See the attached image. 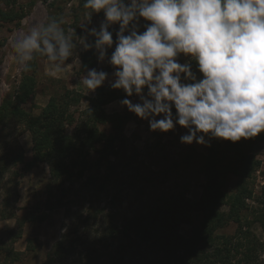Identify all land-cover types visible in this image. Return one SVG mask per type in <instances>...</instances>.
<instances>
[{
  "label": "clouds",
  "instance_id": "1",
  "mask_svg": "<svg viewBox=\"0 0 264 264\" xmlns=\"http://www.w3.org/2000/svg\"><path fill=\"white\" fill-rule=\"evenodd\" d=\"M83 8L76 28L50 15L14 36L19 70L31 71L39 54L57 77L74 58L87 94L105 83L122 90L119 106L149 131L186 129L181 144L264 133V0H84ZM88 51L112 71L82 63Z\"/></svg>",
  "mask_w": 264,
  "mask_h": 264
},
{
  "label": "rangeland",
  "instance_id": "2",
  "mask_svg": "<svg viewBox=\"0 0 264 264\" xmlns=\"http://www.w3.org/2000/svg\"><path fill=\"white\" fill-rule=\"evenodd\" d=\"M29 1L31 0H17L22 4ZM50 1L35 0L31 8L16 9L18 13L15 16H11L14 7H6L0 3V10L4 13L9 11L10 14L7 18L0 19V105L10 97L17 101L18 95L23 94L25 97L21 98L20 102L24 109L34 116L40 114L50 96L60 95L66 88L75 89L85 95L88 92L81 83L84 71L74 58L70 59L57 77L49 75L50 65L46 58L40 56H36L30 62L31 71L19 70L10 42L14 36L26 31L30 24L45 20L48 15L47 3ZM83 2L84 0H70L60 9L59 13L64 17L68 27H78L83 14L87 11L83 8ZM101 19L102 13L94 14L93 25H98ZM80 31L77 28V34H80ZM95 67L112 71L107 64L97 63ZM117 92L120 97L104 106L108 113L127 111L118 104V101L124 98L123 91ZM94 93L86 96H93ZM87 106L88 102L82 100L74 109L80 111ZM129 114L131 119L124 126L123 132L127 141L125 158L130 163L124 167V173L134 176L138 169L143 173L147 171L143 167L148 164L157 184L142 189L140 184L133 180L130 187L124 185L121 193L123 202L113 209H104V214L89 220L86 228L79 227L77 232L73 231L74 234L67 240H72L75 247L63 255V259L52 264H78L80 259L81 262H85L90 253L97 256L98 264H165L162 254L149 242L136 239L116 240L119 234H115L113 239L106 238L108 226L110 224L119 226L125 216H131L143 205L173 191L181 192L190 199L200 197L201 186L205 181L204 175L200 172L199 166L195 164L189 166L184 160L191 147L204 154H207L208 147L197 145L195 142L191 145L181 144L179 136L185 133L186 129L180 126H177L174 132H151L146 121H141L130 112ZM73 115L76 120L78 113L73 112ZM100 128L106 132L110 131L109 125H102ZM65 131L70 134L73 131V123H67ZM216 141L213 139L211 144H215ZM240 144L246 152L255 154L256 159L260 161V167L253 172L251 178L242 181L236 176H231L226 190L235 188L240 181L241 183L244 181L251 188L253 197L246 200L247 208L242 217L250 223L249 229L256 237L264 241V205L263 201L258 202L264 198L262 194L264 133L248 140L242 138ZM133 148L137 152L135 157L132 155L135 152ZM18 154H22L25 161L32 159L29 132L21 123H0V165H4V168L0 166V264H46L47 253L54 243L61 239L64 232L71 231L70 227L81 224L76 218L78 216L72 212L78 211L85 215L87 192L79 189L77 183L73 192L66 198L64 206L46 210L45 202L49 197L50 184L49 167L45 163H38L27 169L23 162L14 160ZM95 157L96 154L92 152L90 159L93 160ZM164 177L167 178L166 182H163ZM52 195L55 196L56 191ZM93 207L106 208L105 200L93 202ZM109 212L112 216L108 217L106 214ZM256 216H260L261 221L255 219ZM191 218L192 222L182 221L178 224L181 235L188 236L192 226L200 221L197 212H193ZM235 227L231 222L220 230V233L231 234ZM259 258L264 260V251L260 253Z\"/></svg>",
  "mask_w": 264,
  "mask_h": 264
},
{
  "label": "trees",
  "instance_id": "3",
  "mask_svg": "<svg viewBox=\"0 0 264 264\" xmlns=\"http://www.w3.org/2000/svg\"><path fill=\"white\" fill-rule=\"evenodd\" d=\"M69 1L51 0L47 3V16L59 18L60 9ZM0 3L6 7H14L11 16H15L17 10L31 8L35 0L25 4L18 3L17 0H0ZM0 13V19L10 15L9 11L4 13L0 10ZM64 27H68L66 22ZM80 60L88 67L97 65L92 51L80 54ZM23 97L25 95L22 94L18 95L17 101L10 97L2 102L0 123H21L30 134L32 159L25 161L24 156L18 154L14 160L23 162L27 169L38 163L48 165L50 184L45 209L64 206L66 198L77 183L78 188L84 189L88 197L85 215L78 211L72 212L78 216L76 218L81 224L64 232L47 253L46 264H52L63 259L62 256L75 247L72 240H67L74 234L73 231L77 232L79 227L86 228L89 220L104 214V209H113L123 202L121 193L124 185L130 187L136 181L144 189L155 186L157 180L153 178L148 164L143 167L147 170L143 173L141 169L134 176L124 173V167L130 162L125 158L127 141L123 131L131 117L127 111L108 113L104 108L120 97L117 90L110 89L105 84L93 96H86L75 89L66 88L60 95L50 96L37 116L24 109L20 102ZM82 100H86L88 106L80 111L74 109ZM73 112L78 113L76 120ZM67 123H73L70 134L65 131ZM102 125H109L110 131L102 130ZM133 150L135 152L132 155L135 157L137 152L135 148ZM92 152L96 154L93 160L90 159ZM184 162L189 166H199L204 175L205 181L198 199H190L178 191L164 194L143 205L131 216H125L119 226L110 224L106 238L119 234L116 240L136 239L149 242L162 254L165 264H264V260L259 258L264 251V241L256 237L249 229L250 223L242 217L247 208L246 200L253 196L251 188L241 181L251 178L253 172L260 167L255 154L246 152L240 141L233 143L217 140L208 147L207 154L191 147ZM0 166L4 168L3 164ZM262 174L264 175V171ZM231 176H236L241 181L235 188L227 191V182ZM162 179L163 182L167 181L166 177ZM54 191L55 196L52 195ZM101 199L105 200L106 208L95 209L93 202ZM261 201L264 205V198L258 202ZM193 212L200 215V221L192 226L188 236H183L179 233L178 224L182 221L192 222ZM106 215L112 216L111 212ZM259 217L256 216L255 219L261 221ZM231 222L236 226L233 233H220ZM75 238L79 239L77 236ZM88 255L85 262L80 259L78 264H98L95 254Z\"/></svg>",
  "mask_w": 264,
  "mask_h": 264
}]
</instances>
